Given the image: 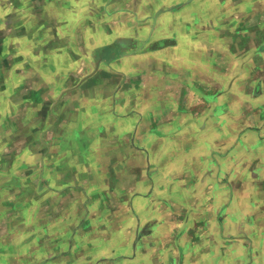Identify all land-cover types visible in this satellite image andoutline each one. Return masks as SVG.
<instances>
[{"label": "crops", "instance_id": "crops-1", "mask_svg": "<svg viewBox=\"0 0 264 264\" xmlns=\"http://www.w3.org/2000/svg\"><path fill=\"white\" fill-rule=\"evenodd\" d=\"M33 5L17 84L30 73L49 163L32 215L81 249L49 264H264V0Z\"/></svg>", "mask_w": 264, "mask_h": 264}, {"label": "rangeland", "instance_id": "rangeland-1", "mask_svg": "<svg viewBox=\"0 0 264 264\" xmlns=\"http://www.w3.org/2000/svg\"><path fill=\"white\" fill-rule=\"evenodd\" d=\"M17 1L0 0V264H49V259L54 258L68 257L70 260L71 251L76 253L81 249L54 247L60 244L59 239L56 240L50 231L38 230L44 225V217L32 215L33 207L40 203L39 198L48 192V182L42 174L44 164L49 163L48 139L44 135L48 122L39 120L32 105L25 101L24 95L32 85L30 73L21 75L26 79L24 86L23 81L17 84L18 65L33 63L32 41L17 40V32L21 31L18 18L24 15L31 18L35 9L33 0H23L25 10L21 12ZM89 16L96 14L93 11ZM28 25L25 24L24 33ZM16 84L21 87L14 88ZM247 91L250 98L258 92L251 88ZM203 93L208 98L209 90ZM252 156L255 158L256 153ZM257 171V168H249L248 177L260 179ZM256 181L250 193L260 192L262 197L264 185ZM73 219L78 225L83 223L82 218ZM179 235L171 239H178ZM186 236L193 240L192 233Z\"/></svg>", "mask_w": 264, "mask_h": 264}]
</instances>
